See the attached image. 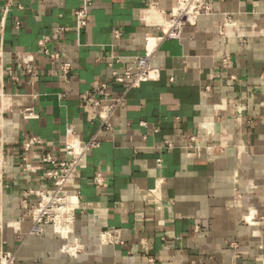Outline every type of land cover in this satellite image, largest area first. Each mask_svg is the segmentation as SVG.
Instances as JSON below:
<instances>
[{
	"label": "crops",
	"instance_id": "0c3cea01",
	"mask_svg": "<svg viewBox=\"0 0 264 264\" xmlns=\"http://www.w3.org/2000/svg\"><path fill=\"white\" fill-rule=\"evenodd\" d=\"M84 1L0 0V240L16 264H264V0H205L157 44L158 79L132 89L112 72L178 0H90L80 28ZM100 83L125 97L110 129L83 99ZM69 129L99 141L65 186L79 195L76 240L27 235L23 193L51 191L40 157H63ZM31 136L43 145L25 152Z\"/></svg>",
	"mask_w": 264,
	"mask_h": 264
},
{
	"label": "built area",
	"instance_id": "2783aa9c",
	"mask_svg": "<svg viewBox=\"0 0 264 264\" xmlns=\"http://www.w3.org/2000/svg\"><path fill=\"white\" fill-rule=\"evenodd\" d=\"M90 5V0H85L84 7L75 11L77 24L80 28L85 27L87 24L85 7ZM209 11L210 7L205 0H178L176 5L168 13H160V15H157L154 24L162 30L161 36L154 37L149 34L145 35L142 40L144 54L134 58L132 67H128L122 72L113 71L111 77L113 82L119 85H125V89H132L143 82L158 79L159 70L153 68L150 64L157 44L164 39L178 38L183 26L194 24L200 15L208 13ZM226 25L222 26L221 33L224 32ZM16 26H18V23H16ZM58 30L62 31L65 28L58 27ZM115 35L118 36V33ZM31 60V56L22 57L18 65L26 66ZM222 63L225 66L227 60H223ZM68 68L69 65L63 66L64 75L67 73ZM27 72L33 74V69L28 67ZM83 99L94 111H97L98 117L101 119L102 128L104 129L111 128L112 116L125 103L124 95L117 96L113 94L107 89L106 83H100L95 86L91 91L83 95ZM22 116L26 119L36 117L29 109L23 110ZM1 117L2 113L0 110ZM42 145L43 142L39 138L31 136L22 143L21 147L25 152H30L33 146L41 148ZM98 146L99 141L96 138L83 140L69 129L65 140L63 157H56L49 152L41 155V163L45 165L41 178L43 181L51 182L52 189L50 192L43 189L38 191L29 190L23 193L22 205L25 214L31 218V225L27 231V235L40 236L45 231V228L49 226L59 237L70 241L69 238L73 237L75 211L80 208V201L77 193L65 192V186L72 181L73 174L83 162L88 151ZM25 159V156L22 157L23 161ZM22 166L29 167L28 164ZM102 180L99 174H96L93 179L96 185L102 184ZM30 193L38 196L35 204H28L27 197ZM72 246L74 253L78 251L79 247L76 244ZM230 246L235 248L236 244L231 243ZM68 247L66 250L71 252ZM0 264H16L14 251L8 250L5 242L1 240Z\"/></svg>",
	"mask_w": 264,
	"mask_h": 264
},
{
	"label": "bare ground",
	"instance_id": "6f19581e",
	"mask_svg": "<svg viewBox=\"0 0 264 264\" xmlns=\"http://www.w3.org/2000/svg\"><path fill=\"white\" fill-rule=\"evenodd\" d=\"M69 240H70V242H73V241H74V238H73V237H70ZM68 248H69V250H70L72 253H74V248H73L72 245H70Z\"/></svg>",
	"mask_w": 264,
	"mask_h": 264
}]
</instances>
